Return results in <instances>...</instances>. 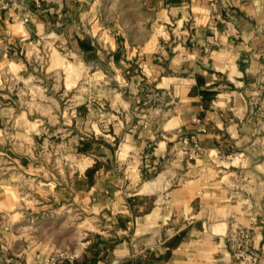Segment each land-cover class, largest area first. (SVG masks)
Here are the masks:
<instances>
[{
  "label": "crops",
  "instance_id": "crops-1",
  "mask_svg": "<svg viewBox=\"0 0 264 264\" xmlns=\"http://www.w3.org/2000/svg\"><path fill=\"white\" fill-rule=\"evenodd\" d=\"M133 1L113 0L105 23L97 0H0L3 64L22 59L32 43L21 39L54 31L92 76L111 81L109 97L97 91L73 108L90 131L76 147L84 164L64 183L30 120L20 141L0 125V216L48 206L33 192L54 203L83 192L94 214L91 243L81 249L80 230L73 235L78 264H264V0ZM194 114L206 131L196 133ZM195 133L203 152L189 159L182 137ZM0 220L9 225L0 222V264L7 253L11 264H38L59 247L37 232L42 216L27 219L26 233L14 229L20 217ZM234 222L251 234L249 261L233 255Z\"/></svg>",
  "mask_w": 264,
  "mask_h": 264
},
{
  "label": "rangeland",
  "instance_id": "rangeland-1",
  "mask_svg": "<svg viewBox=\"0 0 264 264\" xmlns=\"http://www.w3.org/2000/svg\"><path fill=\"white\" fill-rule=\"evenodd\" d=\"M112 1L97 0L103 11L101 20L105 23L113 13L112 9L111 11L108 9L113 4ZM114 1V3H117L116 0ZM119 2L120 7L123 4L129 6L134 4L133 0H119ZM129 15L131 16L132 13L127 12L126 16L130 17ZM72 23L68 21V25H72ZM18 27L19 25H14L12 30L17 31ZM29 39H21L19 42L23 47L25 45L24 41L32 43H27L26 48H23L20 54L22 59L16 63L3 64L2 53L4 50L1 46L5 48L8 43L6 39L0 37V85L3 90L0 103L2 106L8 107V111H4L0 115V125L4 126L3 129L8 130L13 135L12 139L20 141L22 136L19 133L22 130L21 126L24 122L29 123L28 120H30V123L35 126L33 128L39 130L40 138L35 139L43 141H41L43 149L47 152L55 151L57 153L58 160H52L55 164L58 163L59 179L61 183H64L68 178L67 169L76 167L78 171L83 166L84 159L81 155L76 154V147L79 141L78 137L82 131H90L80 120V114L76 113L74 115L73 108L83 99H90L92 102L97 91L100 92L98 93L100 96L106 95L109 97L104 90H108L111 81L107 77H102L103 81L97 79L99 77L97 73L92 76L90 68L88 69L83 62H79V58H81L79 54L63 47V39L54 31L41 32L37 39ZM96 79L99 80V82H95L96 86L99 87L98 89L92 86L94 84L92 82ZM103 99L100 101L101 103L106 100L104 97ZM260 102L262 103L260 108L264 109V99H261ZM49 105H51L50 111L48 110ZM53 105L55 108H52ZM96 113L93 117L95 121ZM74 116L76 122L72 123V127L69 126V123H71L70 118H74ZM51 141H53V149L50 148ZM53 161L49 159L47 165L50 167ZM47 168L48 166L45 165V169ZM157 173L155 172L151 177H148L146 183L154 181L156 179L154 176ZM149 188L147 189L149 190ZM30 199L35 202L45 200L48 206L43 209L35 206L38 203L34 204L33 209L17 206L20 209L15 208L11 211H5L4 217L0 216V219L20 217L21 220L15 223L14 229L17 228L19 232L26 233L28 229H32V226L34 227V224L31 226L30 221L27 219L32 218V216H42V222L37 223L40 224L37 227V232L41 230V233L50 236V239L60 248H77L78 245L75 244L73 235L77 234V230H80L79 236L83 234L88 227L87 220L90 221L91 216L94 214L90 198L83 192L73 198L70 192L62 191L61 195L56 194V205L54 195L46 192L40 195L33 192ZM57 201L61 202V207H56ZM56 208L57 211H55ZM95 211H97V208H95ZM55 215H58V217H55ZM7 251L9 252V248ZM9 254L7 253V255Z\"/></svg>",
  "mask_w": 264,
  "mask_h": 264
},
{
  "label": "built area",
  "instance_id": "built-area-1",
  "mask_svg": "<svg viewBox=\"0 0 264 264\" xmlns=\"http://www.w3.org/2000/svg\"><path fill=\"white\" fill-rule=\"evenodd\" d=\"M36 4H39V0H34ZM7 3H3L5 6ZM216 5H214V10H216ZM27 19L25 16L24 20ZM212 42V39H208V43ZM208 43H205V48L208 46ZM257 101H255L256 103ZM193 121L197 124L196 133L204 132L207 130L205 124L198 115H192ZM191 134L189 136L182 137V143L187 152L189 159L198 157L202 151V145L199 143L197 135ZM5 230L9 229V225L2 220H0ZM227 235L231 239V247L233 248V255L240 262L249 261L251 258V251H249V241L251 234L249 230L244 225L234 222L231 224ZM79 246L81 249L88 246L91 243V239L88 236L87 232H83L79 236ZM79 252L77 249H63L60 247L55 248L50 252L44 259H42L38 264H77L76 258L78 257ZM5 264H11L12 258L9 255H6L4 258Z\"/></svg>",
  "mask_w": 264,
  "mask_h": 264
},
{
  "label": "trees",
  "instance_id": "trees-1",
  "mask_svg": "<svg viewBox=\"0 0 264 264\" xmlns=\"http://www.w3.org/2000/svg\"><path fill=\"white\" fill-rule=\"evenodd\" d=\"M77 264H78V262H77Z\"/></svg>",
  "mask_w": 264,
  "mask_h": 264
}]
</instances>
